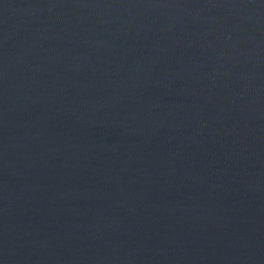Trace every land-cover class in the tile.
Masks as SVG:
<instances>
[{"label": "water", "instance_id": "water-1", "mask_svg": "<svg viewBox=\"0 0 264 264\" xmlns=\"http://www.w3.org/2000/svg\"><path fill=\"white\" fill-rule=\"evenodd\" d=\"M0 264H264V0H0Z\"/></svg>", "mask_w": 264, "mask_h": 264}]
</instances>
